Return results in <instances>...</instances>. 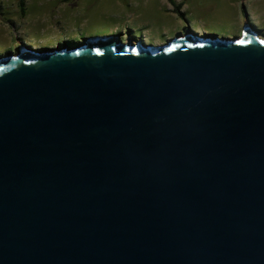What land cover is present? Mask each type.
<instances>
[{
	"label": "water",
	"instance_id": "95a60500",
	"mask_svg": "<svg viewBox=\"0 0 264 264\" xmlns=\"http://www.w3.org/2000/svg\"><path fill=\"white\" fill-rule=\"evenodd\" d=\"M0 264H264V38L1 54Z\"/></svg>",
	"mask_w": 264,
	"mask_h": 264
},
{
	"label": "rangeland",
	"instance_id": "374dc122",
	"mask_svg": "<svg viewBox=\"0 0 264 264\" xmlns=\"http://www.w3.org/2000/svg\"><path fill=\"white\" fill-rule=\"evenodd\" d=\"M23 1L26 14L22 0H0V56L22 46L42 51L106 35L153 45L187 33L234 39L246 25L264 38V0H174L183 4L184 16L170 0Z\"/></svg>",
	"mask_w": 264,
	"mask_h": 264
},
{
	"label": "trees",
	"instance_id": "16d2710c",
	"mask_svg": "<svg viewBox=\"0 0 264 264\" xmlns=\"http://www.w3.org/2000/svg\"><path fill=\"white\" fill-rule=\"evenodd\" d=\"M171 2H173L174 4V12L180 14L181 16H184L183 12H182V8H183V4H176L174 0H170ZM22 11L24 14H26V10L24 8V1L22 0ZM84 38H82L81 40H83ZM13 50V49H12ZM12 50H10L9 52H13ZM16 50V49H15Z\"/></svg>",
	"mask_w": 264,
	"mask_h": 264
},
{
	"label": "flooded vegetation",
	"instance_id": "af4514ba",
	"mask_svg": "<svg viewBox=\"0 0 264 264\" xmlns=\"http://www.w3.org/2000/svg\"><path fill=\"white\" fill-rule=\"evenodd\" d=\"M252 28V27H251ZM253 29V28H252ZM254 30V29H253ZM254 31H256V32H258L259 34H261L262 32H260V31H258V30H254Z\"/></svg>",
	"mask_w": 264,
	"mask_h": 264
}]
</instances>
